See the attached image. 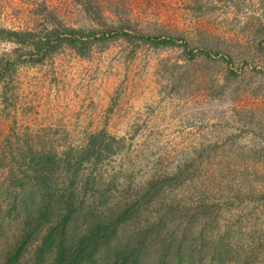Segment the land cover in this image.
I'll return each mask as SVG.
<instances>
[{
    "label": "rangeland",
    "instance_id": "374dc122",
    "mask_svg": "<svg viewBox=\"0 0 264 264\" xmlns=\"http://www.w3.org/2000/svg\"><path fill=\"white\" fill-rule=\"evenodd\" d=\"M132 1L131 35L71 44L61 24L96 27L79 0H0V28L32 31L24 42L0 34V264L25 214L46 207L31 181L46 153L50 217L80 156L85 205L95 182L108 206L158 181L139 206L144 264H264V0ZM137 227L124 223L113 243ZM45 232L16 264L35 263Z\"/></svg>",
    "mask_w": 264,
    "mask_h": 264
},
{
    "label": "trees",
    "instance_id": "16d2710c",
    "mask_svg": "<svg viewBox=\"0 0 264 264\" xmlns=\"http://www.w3.org/2000/svg\"><path fill=\"white\" fill-rule=\"evenodd\" d=\"M79 1L95 22L96 27L84 29L61 24V33L65 32L71 35L66 36V40L71 44L85 41L83 37L85 33L96 34L101 32L103 35L111 33L112 36L118 34L131 35L128 31L131 25L127 21L128 16L123 11L128 4L133 7L134 2L132 0H129V2L127 0ZM109 5H112L113 9H108ZM1 33H5L8 39L18 42H24L32 35L31 30L7 28H0ZM59 33L60 31L56 27L48 29L47 38L45 40L40 39L39 42L45 43L50 42V40L53 42V37ZM142 37L153 42L160 41L158 36L153 38ZM177 40V37H166L161 39L160 42L175 43ZM186 41L183 42L185 46L188 45ZM202 50L209 52L206 49ZM50 161L51 156L47 153L39 156L37 160L34 159L35 174L32 176L31 181L38 186L37 192L44 196L42 200L46 207L39 208L37 213L28 211L25 214L19 245L7 258L5 264H16L33 235L44 226L46 232L43 235L42 242L36 247L34 264H43V259L48 254L52 256V264H144L143 254L148 247L145 239L147 235L144 231L147 227L139 224L141 223L139 206L145 199L154 196L153 187L156 186L158 181L155 180L149 183L133 198H122L108 206H104V204H107L109 197L106 187L104 188L103 183L95 182L94 184L97 186L91 190L92 193L89 195L91 201L85 205L83 204L85 202L84 196L87 193L85 187L83 190L85 192H80L79 188L75 186L82 161L80 156H77L73 162H68V166L72 169L70 175H68V183L61 187V191L54 196L57 205L53 211L56 217L53 218L50 217L48 210L51 208L52 200L49 194H51L50 189L55 188L56 182L49 174L48 164ZM85 179L86 181H83V183L88 186V179ZM40 191L46 193L43 194ZM81 198H84V200H81ZM47 218L53 219L50 225L45 224ZM132 220L133 225L135 221V225L139 226L134 233V237L131 236L130 240L126 241L123 239L120 244L116 240L113 243L120 226L124 223H131ZM159 256L158 262L165 264L167 254ZM181 262L182 258L175 261V264Z\"/></svg>",
    "mask_w": 264,
    "mask_h": 264
}]
</instances>
